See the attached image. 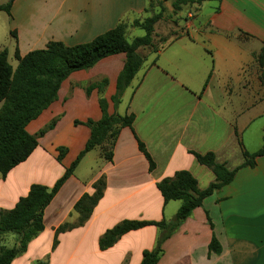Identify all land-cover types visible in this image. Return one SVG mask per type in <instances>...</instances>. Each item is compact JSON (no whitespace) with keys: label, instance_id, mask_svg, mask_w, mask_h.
Listing matches in <instances>:
<instances>
[{"label":"crops","instance_id":"crops-1","mask_svg":"<svg viewBox=\"0 0 264 264\" xmlns=\"http://www.w3.org/2000/svg\"><path fill=\"white\" fill-rule=\"evenodd\" d=\"M157 1L15 0L11 16L6 14L7 30L11 36L16 33L14 46L22 57L49 42L89 43L121 22L129 25L126 37L133 40L138 28L132 23L158 13ZM164 7V17L182 16L183 21L175 23L178 34L166 41L154 37V47L143 55L144 65L119 105L112 98L125 54L72 73L57 100L28 125L27 131L36 135L57 120L31 156L0 180V209H13L33 184L55 185L91 136L90 128L75 122L100 121V99L107 101L109 115H135L133 127L120 131L112 162L101 148L84 156L45 210L44 231L12 264H141L143 252L156 245V227L129 232L105 251L99 239L124 220H173L182 202L164 204L157 183L178 171H189L200 190L214 182L212 171L198 164L191 152L214 153L218 162L235 169L244 162L240 142L249 153L262 149L264 83L256 57L264 47V0H206L182 5L179 13L174 0ZM103 80L107 85L101 91L87 94L88 86ZM139 141L155 163L153 172ZM60 148L67 150L61 163ZM102 177L106 189L90 219L60 234L52 251L55 230L78 220L75 204L83 195H92ZM213 237L222 247L219 255H209ZM10 241L12 247L16 239ZM158 264H264V156L254 167L241 168L231 184L194 210L164 244Z\"/></svg>","mask_w":264,"mask_h":264},{"label":"trees","instance_id":"trees-1","mask_svg":"<svg viewBox=\"0 0 264 264\" xmlns=\"http://www.w3.org/2000/svg\"><path fill=\"white\" fill-rule=\"evenodd\" d=\"M14 1L9 0L7 4L0 5V12L11 16ZM166 1L170 0L156 2L158 13L132 23V27L145 32L144 36L132 41L126 37L129 25L121 22L116 28L85 44L67 46L61 42H49L45 49L30 52L24 57L16 48L14 56L18 65L15 69L9 62L8 50L0 51V180H5L12 169L24 163L38 147L39 139L54 129L57 120L36 135L27 131L28 125L38 119L57 100L62 84L72 73L91 69L104 58L125 54V66L118 77L116 94L112 98L116 106L121 103L125 91L144 65L145 58L140 50L154 47L155 26L164 18ZM204 1L206 0H174V8L179 10L181 5H201ZM150 7H154V3H151ZM12 35L16 38L15 32H12ZM256 59L261 67V80L264 83V47ZM106 85L107 81L103 80L88 86L86 92L89 95L96 88L101 91ZM100 107L102 110L100 121L75 122V125H85L90 128L91 136L85 149L55 185L49 188L41 184H33L28 195L20 198L13 209H0V264H12L15 259L23 256L29 244L44 231L45 210L74 174L87 153L101 148L105 159L112 162L113 148L120 131L122 128L133 127L135 115H109L108 103L103 98L100 99ZM240 146L244 162L235 169H230L226 163L218 162L214 153L203 155L191 152L198 164L212 171L214 182L204 190H200L198 180L189 171H178L173 177L161 180L157 183V188L164 199V204L171 201L182 202L175 218L171 221L124 220L107 230L99 239L100 250L105 251L113 247L129 232L154 226L159 231L156 245L152 250L143 252L141 264H158L164 253V244L179 230L194 210L201 207L205 199L231 184L241 168L254 167L257 158L264 156V145L256 153L246 151L241 142ZM139 149L149 161L150 172H153L155 163L140 141ZM58 151L57 160L61 163L67 150L60 148ZM93 188L92 195H83L75 204L74 211L79 216L78 220L74 223H65L55 230L52 251L58 246L60 234L82 227L90 219L95 207L104 196L106 189L104 177L99 179ZM208 219L211 222L209 216ZM10 234L16 236V242L12 247L4 244ZM221 253L222 247L216 237H213L209 245V255Z\"/></svg>","mask_w":264,"mask_h":264},{"label":"rangeland","instance_id":"rangeland-1","mask_svg":"<svg viewBox=\"0 0 264 264\" xmlns=\"http://www.w3.org/2000/svg\"><path fill=\"white\" fill-rule=\"evenodd\" d=\"M9 2V0H0V4H7ZM203 7L207 8V4H204ZM182 5L180 6V9L178 10L182 12ZM204 8V9H205ZM159 11V8H157V12ZM156 14L155 12L152 14V16ZM181 14V13H180ZM182 20V16H179V18H176L174 13H170L168 15H165V17L163 18V20H161L156 26L157 30H155V36H161L163 41H166L167 39H172L174 38L178 32L177 30H175V23H181ZM157 31V32H156ZM166 34V36H164ZM145 35V32L141 29H136L135 30V36L136 37H142ZM13 36V35H12ZM11 36L10 33H8L7 30V15L5 12H0V51H3L5 49H7L10 52L9 55V62L10 64L14 67L17 68L18 65V61L15 59V46H14V41L15 39H13V37ZM132 40V37H129V41ZM162 41V40H161ZM144 51L143 53L141 52V55L145 56L146 52L148 51V49H144L142 50ZM1 107V104H0ZM8 237L7 241H4V244H6L8 247H11V239L15 238L16 236L13 234H10ZM44 262L47 261V258H45L43 260ZM21 264L25 263L26 261H22L20 262Z\"/></svg>","mask_w":264,"mask_h":264}]
</instances>
